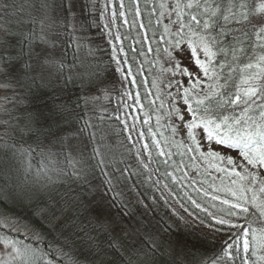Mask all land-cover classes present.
<instances>
[{
	"label": "trees",
	"instance_id": "obj_1",
	"mask_svg": "<svg viewBox=\"0 0 264 264\" xmlns=\"http://www.w3.org/2000/svg\"><path fill=\"white\" fill-rule=\"evenodd\" d=\"M9 2L14 3L16 8L11 9L7 17L14 12L15 21L18 17L24 20L23 31L35 28L39 32L41 26L30 24L29 20L35 14L33 5L38 6L41 0ZM43 2L49 7L40 13L43 19V32L40 34L45 36L47 44L36 49L41 55L31 58L32 70L19 73L16 85L21 83V86L17 89L6 86L10 96L7 112L4 113L7 143L0 148V214L20 219L29 226L22 227L29 232L25 242L18 236L24 244L36 246L39 243L44 247L49 241L55 242L57 237H67L80 246V238L84 232H88L94 238L88 243L104 246L111 235L118 240L126 255H130L138 264H163V261L152 262L144 255L141 241L152 240L163 251L169 242L187 240L197 244L198 259L206 258L211 264L212 259L221 254V244L181 222L164 203L156 185L149 179L148 171L136 158L135 147L121 129L120 121L115 118L116 99L122 90L119 88V73L112 47L102 21V0H67L72 6L71 11L63 7L66 0ZM114 2L123 49L143 106L139 111L142 132L145 142L151 146L150 128L153 132L169 135L166 127L169 117L166 113L173 103L169 93L176 96L182 106L175 80L186 82L187 77L171 79V73L161 72L162 65L170 67L164 63L162 54L158 57L155 51H148L149 47L156 49L158 46L153 31H162V27L155 24L157 12H153L154 6L158 10L160 0H138L147 38L139 26L138 16H134L135 1L123 0L129 26L123 23L119 15V0ZM255 2L259 4L261 0ZM0 13L5 17L4 13ZM133 19L135 24L132 23ZM149 20L152 21L151 25ZM12 51L15 54V49ZM3 54L0 48V55ZM26 77L30 79L29 87ZM169 80L173 82L172 88L168 87ZM97 100L101 101L100 105H97ZM161 101L165 104L164 108L159 107ZM57 105H63V111L56 114L53 121L51 114ZM146 113L150 117L148 124L143 122ZM25 114L29 117V123L27 127H21L19 122L25 120ZM157 115L161 116L159 127ZM171 122L179 123L174 116ZM46 125H51V128ZM157 138L161 139L159 136ZM172 151L177 153L172 160L179 162V150L173 147ZM183 161L185 164L190 163L187 156L183 157ZM153 163L156 171L159 169L158 178L163 185H168L171 193H175L173 197L176 201L183 203L189 212L196 213L200 218H205V213L192 207L183 195L185 191L201 204L210 199V196L203 197V189H207L210 194L224 196L223 192L214 193L208 184L199 183L206 179L215 185H220L222 180L226 184L223 173L214 169L206 173V165L199 159L195 161L199 171L186 167L184 171L188 177L181 179L179 184L163 175L165 169L172 171L170 164ZM81 170V174L91 184L94 198L99 199L106 187L102 183L106 179L104 173L111 178L112 194L120 193L117 208L107 214V230L96 226L94 214L88 210L92 198L82 194V182L70 178L72 171ZM174 174L178 178L183 175L181 172ZM219 174H222L221 179L215 180ZM84 187L87 188V185ZM196 189L201 191L197 192ZM17 203L25 207L15 210ZM121 203L124 205L122 209ZM215 203L219 204L218 201ZM31 205L34 208L28 211ZM118 209L126 212L127 216L117 215ZM60 215L63 225L57 230L51 221ZM237 222L247 224L244 220ZM168 225L171 228L167 232L161 231ZM254 226L260 225L257 223ZM30 229L40 232L42 239L39 242L33 239ZM190 231L195 235L190 236ZM79 250V247L75 248L71 254L78 255ZM64 260L68 264L66 257Z\"/></svg>",
	"mask_w": 264,
	"mask_h": 264
},
{
	"label": "snow or ice",
	"instance_id": "obj_2",
	"mask_svg": "<svg viewBox=\"0 0 264 264\" xmlns=\"http://www.w3.org/2000/svg\"><path fill=\"white\" fill-rule=\"evenodd\" d=\"M48 7L43 0L38 6L33 5L35 14L31 15L29 23L40 25L39 32L35 28L23 31L24 20L20 17L16 19L15 27L9 25L7 18L0 25L4 33L0 73H3L6 80L32 70L31 58L41 55L36 49L46 45L47 40L40 34L43 32L40 13ZM63 7L71 11L72 6L66 0ZM123 7L121 0L120 8ZM13 8H16L14 3L0 0V12L5 17ZM153 12H157L155 24L162 27V31H153L152 35L157 39L158 46L156 49L149 47L148 51H155L158 57L162 54L164 63L170 65L167 68L162 65V73L169 72L173 77H187V81L175 80L177 96L183 101L182 106L177 97L169 93V98L173 101L166 113L169 117L166 125L169 135L153 132L150 128L151 146L148 143L142 145L143 152L147 153V162L140 159L141 149H137L136 158L145 169L153 162L158 165L170 164L172 171L165 169L163 175L171 177L175 184L188 177V173L184 171L186 167L199 171V165L195 163L197 159L206 165V173L214 169L226 177H235L228 184L222 180L220 185L209 183L206 179L199 181L201 184H208V188L214 193H224L223 197L210 195L207 189H203V197L210 196L205 204L199 203L188 192L183 193L193 208L205 213V218L189 212L183 203L180 207L189 216L198 219L200 224L224 235L221 254L212 259L211 264H264V0L259 4L255 0H160L158 10L154 6ZM115 15L113 12V16ZM119 15L124 16V13L120 12ZM139 15L138 0H135L134 16ZM165 20L168 22L164 23ZM125 23L128 21L125 20ZM132 23H136L135 19ZM151 24L152 21L149 20V25ZM139 26L145 27L143 23ZM115 39L120 40L119 34ZM115 50L114 45V53ZM120 51H124L122 46ZM123 62L127 63V54ZM116 63L119 67L121 61L117 60ZM131 73L130 67L127 75L121 70L125 79ZM130 83H135L134 77ZM173 86V82L169 80L168 87ZM159 107H165L163 101ZM61 111L63 105H57L53 109V121ZM173 116L179 123L171 122ZM149 118L146 113L144 124H148ZM160 120L161 116L157 115V127L160 126ZM46 127L50 129L51 125ZM139 136L143 137L144 133L140 132ZM177 137L180 139H176ZM173 147L179 150V162L172 160L177 154L172 151ZM232 152H235V156ZM184 156L188 157L189 164L184 163ZM176 172L183 175L178 178L174 174ZM81 173L82 170L72 171L69 175L70 178L81 181L82 194L92 198L88 210L94 214L96 226L107 230V214L117 208L120 193L112 194L111 178L104 173L106 179L102 183L106 187L99 199L94 198L90 182ZM192 183L195 184L196 181ZM164 187L167 189L168 185L164 184ZM196 191L200 192L201 189ZM164 203L167 204V200ZM123 207L121 203L120 209ZM120 209L117 215L127 216ZM179 219L187 223L184 217ZM239 220H244L248 227L238 223ZM257 223L259 227L254 226ZM4 225L9 228V234L0 238V244L8 251L0 254V264H57L58 257L61 258L59 264H65V257L68 264H138L130 255H126L118 240L111 235L104 246L88 243L94 238L84 232L80 238V246L67 237H57L55 242L49 241L41 247L39 243L36 246L24 244L10 235L13 229L19 231L20 227H29L22 220L12 219L5 214ZM168 228L171 225L161 231L167 232ZM30 230L33 239L39 242L42 239L40 232ZM189 235L194 236L195 233L190 231ZM78 247L79 254H71ZM140 247L152 262L208 264L206 258L198 259L199 248L191 241L169 242L163 251L152 240L141 241Z\"/></svg>",
	"mask_w": 264,
	"mask_h": 264
},
{
	"label": "rangeland",
	"instance_id": "obj_3",
	"mask_svg": "<svg viewBox=\"0 0 264 264\" xmlns=\"http://www.w3.org/2000/svg\"><path fill=\"white\" fill-rule=\"evenodd\" d=\"M73 1V0H71ZM135 1V0H134ZM120 3L121 0H119V10L124 13V16H122L123 23L126 26H129V20L127 17V14L125 12V7L120 8ZM102 21L107 33L108 41L111 44L112 51H113V46L115 45V53L113 51V58L115 60V63L117 60L121 61V64L117 65V71L119 73L118 75V81L120 82V90H122L121 95L116 99V107H117V112H116V119L120 121L121 129L125 131L126 136L131 137L130 142L134 149L137 151V149H141V157L140 159H144L145 162H147L146 157L147 153H144L142 150V145L145 142V138L140 137L139 133L142 132L143 129V124L141 125V120H140V114L139 111L141 110V99L139 95V101L137 102V94L138 93V88L135 86V83H130V81L133 79V72L131 75H128V78L125 79L124 76L121 75V70H124L125 74L127 75V69L130 67L129 63H124L125 59V50L123 52L120 51V47H123V40L119 31V26H118V18L117 14L113 16V12H117L115 2L114 0H102ZM12 15L8 17H4L0 13V25H3L5 23V19L7 18L9 25L14 26L15 23V14L14 12H11ZM125 20L128 21V23H125ZM138 21L139 24L142 23V18L141 14L138 16ZM168 22V21H167ZM166 22V23H167ZM144 35L147 36L146 31L144 28H142ZM119 34L120 40L115 39L116 35ZM3 39H4V33L2 28H0V48L2 51H4V46H3ZM13 43H15V40H13ZM160 67V66H159ZM131 68V67H130ZM5 76L3 73H0V148L4 147L6 145V136H5V130H4V113L7 112V106L8 104V97L10 96L9 90L4 87L3 85L7 84L10 87H13L14 89H17L19 86H21V83L17 84L18 79L14 78L11 80H6ZM28 80L27 86H30V79L29 77H26ZM25 79V78H24ZM23 79V80H24ZM171 79H173V76H171ZM13 90V89H12ZM101 101L97 100V105H100ZM25 120L19 122V125L22 127H27L29 123V117L27 114H25ZM127 125V126H126ZM123 127V128H122ZM8 138V136H7ZM233 156L235 154L231 153ZM149 173V179L154 182V184L157 187L158 192L160 195L163 197L164 200H167V206L176 214H178V217H184V220L187 222L185 224L189 225L192 229L196 230L198 233L201 235L208 237L212 239L215 243L222 244L224 240V235L222 233H217L213 228L207 227L204 224H200L198 219H194L192 216H189L188 213L184 211L183 208L180 207V204L176 201V199L173 197V194L170 192V190L164 187L162 181L158 178L157 171L155 169L154 163L149 164L148 169H146ZM222 174H219L218 177L215 180H220ZM223 179L226 180V184L230 183L232 179H235V177H226L224 176ZM159 181V183H157ZM203 191V190H202ZM212 195V194H210ZM219 203V201H218ZM18 206V207H17ZM17 206L15 205V210L16 208H23L25 206H22V204L17 203ZM29 208L27 209L28 211H32L34 206H28ZM227 207V206H224ZM64 216V215H63ZM62 216L56 217L54 220H52V226L55 227L57 230L60 229V227L63 225V220L61 218ZM4 215L0 214V238L4 237L6 234H9V228L4 225ZM239 223V222H238ZM242 224V223H241ZM245 228L248 227L247 224H244ZM11 236L14 237L15 239H18V236L24 239V242L29 234V232L26 229H22V227L19 228V231H16L13 229L10 232ZM6 250L2 244H0V254L5 253Z\"/></svg>",
	"mask_w": 264,
	"mask_h": 264
}]
</instances>
